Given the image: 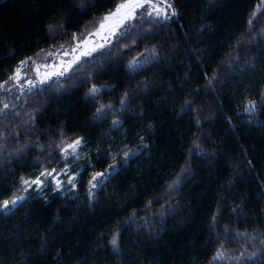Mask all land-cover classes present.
<instances>
[{
  "label": "trees",
  "instance_id": "1",
  "mask_svg": "<svg viewBox=\"0 0 264 264\" xmlns=\"http://www.w3.org/2000/svg\"><path fill=\"white\" fill-rule=\"evenodd\" d=\"M116 2L0 0V82L20 59L36 60L53 45H67L72 33L93 32ZM172 2L177 17L161 28L145 24L138 30L152 29V38L141 43L137 34L121 41L88 69L92 83L112 86L99 96L100 104L119 108L125 92L135 93L147 84V92L126 111L96 122L99 104L93 106L86 98L91 84L76 72L61 85L28 96L29 107L16 109L19 117L0 122V128L11 123L13 130L23 133L33 126L24 123L28 114L42 110L35 121L36 135L7 141L9 152L30 142L35 149L7 158L0 155V201L15 195L21 178H34L41 167L63 166L53 149L60 132L88 141L80 157L86 171L84 183L77 186L79 198L72 191L32 193L10 211H0V264H206L217 246L210 245V239L217 233L229 255H238L245 247L248 252L264 251L259 241L253 248L251 241L226 240L237 232H264V109H257L254 116L241 114L248 98L257 99L264 92V0ZM133 43L139 51L122 59ZM237 45L241 60L229 77L224 65L229 53L236 54ZM153 46L169 58L133 78L128 61ZM217 70L219 78L210 86L204 74L210 77ZM96 73H101L100 79ZM186 100L193 102L192 110L182 112ZM117 119L124 121L122 127L112 125ZM138 137H143L146 147L126 163L107 158L106 153L119 149L135 150ZM196 138L209 155L190 162V174H185L171 198L137 212L117 254L109 244L113 223L120 221L122 226L133 208H143L167 190L189 161L187 150ZM41 146L47 151L41 152ZM89 158L94 167L85 165ZM113 163L120 167L90 199L89 174L106 172ZM165 204L175 211L160 216ZM140 218L155 222L141 226Z\"/></svg>",
  "mask_w": 264,
  "mask_h": 264
},
{
  "label": "snow or ice",
  "instance_id": "2",
  "mask_svg": "<svg viewBox=\"0 0 264 264\" xmlns=\"http://www.w3.org/2000/svg\"><path fill=\"white\" fill-rule=\"evenodd\" d=\"M179 13L176 11L172 0H117L113 9H109L107 13L101 17L99 25L94 32H90L87 35H78L72 33L69 43L67 45H53L52 51L45 52V56L50 58V63L43 65L34 61L31 57H24L20 59L10 73L7 74V79L0 82V122L6 121L9 116L15 115L19 117L20 113L16 110L17 107L27 108L29 105L26 102V98L34 93L43 92L45 89H51L61 85L62 80L72 79L76 72H82L87 78V82L91 84L88 88L86 98L89 99L93 106L99 104L96 107V113L94 120L96 122H103L109 120L111 116L117 111H126L128 106L135 103L141 94L147 92V84L143 89H138L137 92L129 94L125 92L120 100L119 108L114 107L111 104H100L99 96L102 93H106L111 90V85L97 86L92 83V74L88 72V69L93 68L98 63V56L110 55L112 51L120 46L121 41L129 40L134 35L139 34L140 42L148 38H152L155 32L152 29L144 33H139L138 30L143 28L145 24L152 25L155 28H161L166 23L170 22L174 17H177ZM249 30L251 31L252 20L248 21ZM50 33L52 29H49ZM59 34V33H57ZM55 39V36H51ZM99 38V39H97ZM264 38V36H262ZM115 41V43H113ZM247 42V41H244ZM107 49V51H103ZM139 51V45L133 43L128 48L122 57L132 55ZM41 52H44L41 49ZM195 54V53H193ZM39 55V53H37ZM225 63V68L228 69V75H233V65L238 64L241 60L242 53L237 45V51L235 55H231ZM59 57V59H55ZM169 57L161 55L157 51V47L145 48L139 55L133 57L128 61L127 70L134 78L135 75L142 74L147 71L148 67L154 64L165 62ZM43 67V71L41 68ZM30 73H34L30 75ZM205 79L211 86L213 81L219 78V70L213 71L209 77L207 73L204 74ZM96 79L101 78V73H96ZM198 93L201 89L196 90ZM7 97V99H4ZM17 101L20 103L17 104ZM192 101L186 100L182 112L192 110ZM257 109H264V92L259 94L257 99L248 98L243 104L241 114L248 116H254ZM42 114L41 109H36L32 113L28 114V118L24 121L25 124L31 123V128H26L25 132H17L12 129L11 123L4 124L0 128V155L5 158L14 154L26 152L30 149H35V144L30 142L26 145H19L12 152L7 150V141L11 137L19 140L22 136L36 135L35 121L38 115ZM124 121L119 119L112 120L113 126H123ZM229 123L231 121L229 120ZM151 131V126H149ZM60 142L53 144V149L59 153V162L64 164L63 168H45L41 167L35 174L34 179H20L21 191H27L28 188L35 186V189L43 193L45 188H48L49 183L53 185V189L56 191H63L64 185L69 186L68 190L72 191L74 195L78 193V184L84 183L82 173L86 171V168H81L80 171H72L69 168L70 162L79 160L84 155V149L88 147V141L82 136H72L65 132L59 133ZM140 144L137 145L135 150L119 149L115 153H106L107 158L117 161L118 158H122L123 162L130 160L136 152L142 150L143 137H138ZM69 141V142H65ZM114 147V145H113ZM41 152L47 151L46 148L41 146L39 148ZM189 161H186L183 168L180 169V173L176 175V178L171 181L166 191H162L155 196L154 199L147 201L143 208H133L131 214L123 221V225L120 226V221H115L111 232V239L109 244L111 247L119 253V245L124 232L128 229L134 219L137 218V212L141 210H147L155 204H159L166 198H171L176 192H178L180 185L183 183V177L185 174H190V162L206 158L209 153L201 146L199 138L193 139L192 146L188 148ZM97 155L99 156L100 149L96 148ZM42 163V162H41ZM86 166L94 167L91 164V159L85 160ZM120 167L119 163H113L108 165L106 172L93 171L90 173V179L87 180L89 185L86 195L93 199L97 191L103 190V185L108 182L113 173ZM76 198H79L76 195ZM28 196L15 195L10 199H4L0 201V211H10L18 206L19 203L26 201ZM175 209L169 205H162L159 209V215L164 216L171 214ZM233 209V214H235ZM143 225L149 226L150 223L155 221H147L144 218ZM212 224L215 226L216 217L212 218ZM115 229V230H114ZM215 230V229H214ZM227 232V228L224 229ZM228 242L234 241H251L252 247L256 248V242L259 241V247H264V232L256 233H235V237L229 234L226 237ZM210 245H217L211 249L209 258L206 264H244V261H248V264H264V251L248 252L247 247L244 248L238 255H229L224 249L225 245L221 243L220 235H217L210 239Z\"/></svg>",
  "mask_w": 264,
  "mask_h": 264
},
{
  "label": "rangeland",
  "instance_id": "3",
  "mask_svg": "<svg viewBox=\"0 0 264 264\" xmlns=\"http://www.w3.org/2000/svg\"><path fill=\"white\" fill-rule=\"evenodd\" d=\"M104 15H105V14H104ZM104 15H103V16H104ZM100 20H101V19H100ZM100 20H99V22H100ZM99 22H98V25H99ZM98 25H97V27H98ZM97 27H96V29H97ZM96 29H95V30H96ZM95 30H94V31H95ZM94 31H93V32H94ZM97 39H99V38H97ZM61 45H63V44H61ZM52 50H53V49H51V50H49V51H46V52H50V51H52ZM55 59L58 60L59 57H55ZM34 61H36L37 63L43 65V64H45V63H50V58L46 57V56H45V52H44V53H42V54L40 55L39 58H37V59L34 60ZM43 70H44V69H43V67H42V68H41V71H43ZM32 75H33V74H32ZM63 167H64V164H63V166L58 167L57 169H60V168H63ZM82 167H83V166H82V164L80 163V159H79V160H76L75 162H70V163H69V168H70L72 171H80ZM34 178H35V177H34ZM34 178L29 177V178H24V179H34ZM68 188H69V186H68L67 184H65V185H64V190H63V191L51 190V189H53V185H52L51 183H49L48 188H45L44 191H43V193H41L40 191L36 190V189H35V186H33V187H31V188H28L27 191L25 192V191H21V184H20V186H19L17 192L15 193V195H24V196H26V195H30V194H32V193H37L38 195H45L47 192H50V193H52V194H65V193H67V192L69 191ZM15 195H13V196H15ZM11 198H12V197H11Z\"/></svg>",
  "mask_w": 264,
  "mask_h": 264
}]
</instances>
